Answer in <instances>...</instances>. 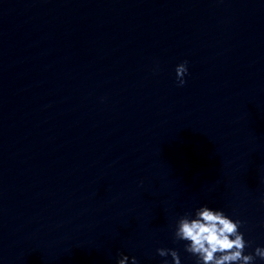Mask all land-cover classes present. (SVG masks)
<instances>
[{"label":"water","instance_id":"obj_1","mask_svg":"<svg viewBox=\"0 0 264 264\" xmlns=\"http://www.w3.org/2000/svg\"><path fill=\"white\" fill-rule=\"evenodd\" d=\"M205 202L264 244V0H0V264H195Z\"/></svg>","mask_w":264,"mask_h":264},{"label":"clouds","instance_id":"obj_2","mask_svg":"<svg viewBox=\"0 0 264 264\" xmlns=\"http://www.w3.org/2000/svg\"><path fill=\"white\" fill-rule=\"evenodd\" d=\"M188 71L186 60L175 65L178 84L186 82ZM244 223L240 216L229 214L222 207L200 203L175 218L173 238L183 241L184 250L193 255L195 264H258V261H264V244H255L251 250H245L252 241L246 239L241 230ZM156 252L163 258L159 264H182L176 247L160 246ZM115 264H139V260L137 256L121 251Z\"/></svg>","mask_w":264,"mask_h":264}]
</instances>
